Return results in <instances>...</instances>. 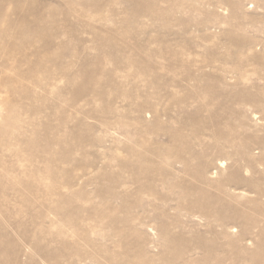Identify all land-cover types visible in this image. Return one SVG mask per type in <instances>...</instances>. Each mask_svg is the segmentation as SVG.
I'll list each match as a JSON object with an SVG mask.
<instances>
[{
    "label": "rangeland",
    "instance_id": "rangeland-1",
    "mask_svg": "<svg viewBox=\"0 0 264 264\" xmlns=\"http://www.w3.org/2000/svg\"><path fill=\"white\" fill-rule=\"evenodd\" d=\"M0 264H264V0H0Z\"/></svg>",
    "mask_w": 264,
    "mask_h": 264
}]
</instances>
